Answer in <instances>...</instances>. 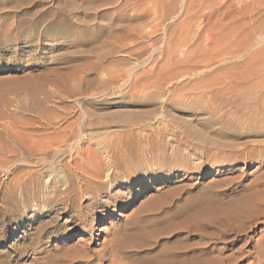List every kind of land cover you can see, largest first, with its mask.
Segmentation results:
<instances>
[{
    "label": "rangeland",
    "instance_id": "1",
    "mask_svg": "<svg viewBox=\"0 0 264 264\" xmlns=\"http://www.w3.org/2000/svg\"><path fill=\"white\" fill-rule=\"evenodd\" d=\"M196 1L0 0V264L261 260L263 218L229 208L264 173V121H215L201 91L233 111L264 0Z\"/></svg>",
    "mask_w": 264,
    "mask_h": 264
},
{
    "label": "bare ground",
    "instance_id": "2",
    "mask_svg": "<svg viewBox=\"0 0 264 264\" xmlns=\"http://www.w3.org/2000/svg\"><path fill=\"white\" fill-rule=\"evenodd\" d=\"M209 1H211V0H209ZM196 2L200 3L201 1L198 2V0H197ZM211 3H212V1H211ZM205 5L206 4H204V6ZM211 11H212V9H211ZM207 14L209 15V16H207L208 19H209L211 14H209V13H207ZM212 14H213V12H212ZM215 14H217V12ZM221 15H224V14L222 13ZM205 17H206V15H205ZM205 21H208V20L206 19ZM211 22H213V21H211ZM206 25H207V23H206ZM214 27H215V24L213 23L212 29ZM207 37H208L207 38L208 41H210L209 36H207ZM208 41H206V42H208ZM220 41H217L216 43H218ZM224 43L226 44V42H224ZM210 44H212V43H210ZM214 45H215V43H214ZM259 68L261 70L262 69L264 70V64H262ZM259 68H257V69H259ZM260 71H257V70L256 71L255 70L254 71L253 70L249 71L248 70V71H245L244 75H243V73L238 72V73H236V75H238V76H235L233 71H231L229 73L230 75H232V77H231L232 79H234V76H235V77L239 78V80H240L239 83H234V81L232 80V82L229 83V86L227 87V89H225V91L229 92V95H231V97H236L237 99H239V100H228L227 101V107H233V105L235 106L233 108V111L230 114H227V113L222 114L224 111L221 114L219 113L222 110H224L225 107H224L223 103H225V101L220 103V104H218V105H215L214 101H213L215 98L219 97L222 94V92H224L223 88H217L215 91H212V90L204 91L203 89L207 88V86H203V89H202L201 92L202 93L203 92L209 93L208 94L209 98H208L207 102L203 105L204 109L210 114L211 117H213V119L215 121H218L220 123H224L223 120H225L226 116L228 118V116L230 117V115H232V114H235V116L238 115V117H235L234 115L230 117L229 122L232 124L233 129L236 130V128H234V127H238V129H241L243 131L244 130H250V131L253 132L254 127L258 126L260 123H263L262 121H264V104L262 105L261 108H260V104H259V97L262 95L261 93H263L262 90L264 88V84L262 83L261 80H259L260 77H261L260 75H262L260 73ZM258 76H259V78H258L259 81L253 82L252 84L249 83L250 78H256ZM218 83H225V82H223V80H220ZM208 86L211 87L210 89H212L214 87L212 85H208ZM202 93H201V95H202ZM224 94H225V92H224ZM219 100H221V99H219ZM234 124H239V125L235 126ZM233 129H232V131H233ZM235 133H237V132H235ZM253 133H256V132H253ZM22 140H24V139H22ZM52 144H54V143H52ZM23 146H25V145H23ZM233 146H234L233 143L227 144V149H229V150H227V152H235L234 149H232ZM24 148L27 149L26 147H24ZM29 148H31V146ZM254 152L258 153V154L259 153H264V146L256 144L253 148H251L250 152H247V155L252 154ZM239 156H241V154H239ZM245 156H246V153H245ZM98 178H97V180H98ZM250 189L252 190V193H250L248 197H245V198L241 199L240 201H238L236 204H233L229 208V213H231L233 217H237L236 218L237 220H240L238 218H241L243 221L246 222V224H250V223L254 222L255 220H257L259 214L264 220V173L254 180V183L252 184ZM262 246H264V244ZM257 253H259L258 256H257V259L259 260L260 259L259 257H261V260L257 262V263H259V262L263 261L262 260L263 259L262 256H264V247H262L260 252H257Z\"/></svg>",
    "mask_w": 264,
    "mask_h": 264
}]
</instances>
